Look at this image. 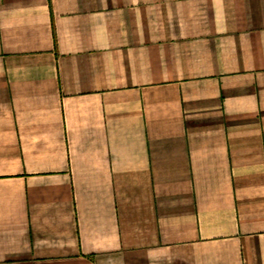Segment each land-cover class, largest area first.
Returning <instances> with one entry per match:
<instances>
[{
	"label": "crops",
	"instance_id": "1",
	"mask_svg": "<svg viewBox=\"0 0 264 264\" xmlns=\"http://www.w3.org/2000/svg\"><path fill=\"white\" fill-rule=\"evenodd\" d=\"M0 264H264V0H0Z\"/></svg>",
	"mask_w": 264,
	"mask_h": 264
}]
</instances>
